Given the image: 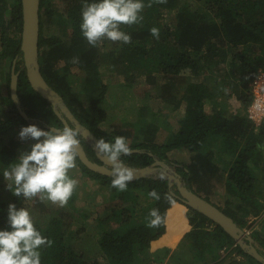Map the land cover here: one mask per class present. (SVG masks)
Listing matches in <instances>:
<instances>
[{
  "label": "trees",
  "instance_id": "obj_1",
  "mask_svg": "<svg viewBox=\"0 0 264 264\" xmlns=\"http://www.w3.org/2000/svg\"><path fill=\"white\" fill-rule=\"evenodd\" d=\"M51 1L41 0V68L51 87L65 99L82 126L98 140L114 141L116 136H129L125 128L106 130L102 127L109 115V86L102 79L100 71L111 59L130 73L134 81L141 76L146 78L147 84L138 88L150 90L158 78H163L164 85L157 98L171 103L175 109L184 104L186 115L178 128H170L171 133L165 141H134L129 144L132 150L139 152L122 156L123 162L135 168L147 167L157 160L171 167L177 166L183 183L195 192L193 182L199 181L208 186L209 180L205 177L210 171L214 175L219 173L222 178L227 174V207H219L243 229L247 228L248 217L263 218L264 196L257 190V183L264 178V122L260 131L256 132L247 115H229L222 106L208 112L207 103L214 95L205 80L193 78L186 84H182L185 81L181 80L191 73L204 77L207 75L204 72L213 62L217 66L230 63L228 75L232 77L234 91L249 106L252 101L250 81L264 70V0H198L203 6L196 11L182 6L180 0L154 3L152 7L144 9L142 24L121 26L132 37L130 44L104 40L97 47L90 46L81 32L85 0H66L64 10H54V14ZM87 2L91 3L92 0ZM144 2L147 4L149 0ZM54 15L57 16V29L54 33L46 34L47 20ZM23 23L22 0H0V62L9 58L13 62L17 60L16 69L20 72V104L11 95L9 80L6 87L8 93L3 88L0 90V105L3 107V118H0V230L9 231V204H15L19 209L24 208L27 201L23 196L13 195L7 186L9 182L3 176V171L16 163L22 153L30 151L27 141L20 139L19 132L30 125L45 130L65 126L52 103L37 92L29 81L22 51ZM153 27L159 29V39L151 35ZM108 43L114 49L105 52L103 49ZM73 57H79V63H72ZM73 67L85 76L78 79L71 69ZM70 70L72 77L77 79L75 86L70 79ZM3 78L4 81L11 78V72ZM78 86L81 89L78 90ZM172 91L178 92L179 96H174ZM167 98L172 100L168 101ZM69 123L71 127H76L73 121L69 120ZM156 127L150 135H156ZM79 139L88 156L101 163L94 145L86 143L82 134ZM214 140L217 149L209 150ZM198 152L200 154L193 157ZM177 155L186 158L181 161ZM77 159L84 172L96 177L103 186L112 188L113 198L124 202L123 205L114 204L110 214L101 218L103 230L98 243L108 264H134L142 260V256L148 259L151 251L159 249L162 252L158 258L147 264H165L166 260L172 264H238L234 258L230 259L231 262L221 258V250L236 241L220 225L174 196L172 189L180 195L177 184L171 188V181L166 177L148 176L130 182L128 190L120 192L111 186L112 176L93 172L79 156ZM70 175L78 180V177ZM77 189L68 202L69 208H76ZM153 189L160 194L159 201L148 195ZM166 193L172 194L174 204H169L165 199ZM206 197L208 201L211 200ZM182 205L189 212H182ZM153 208L159 209L163 222L159 227L149 228L146 226L147 218ZM84 216L87 218L89 212L86 211ZM178 216L190 226L188 232L179 235L170 226L171 219ZM35 226L43 236L54 242L51 247L41 249V264H105L98 259L85 258L78 250L74 240L85 230L78 222L73 223L70 232L64 230L62 220L57 217L46 221L35 220ZM251 237L264 255V218L262 228L254 230ZM173 239L180 241L175 251L174 245L168 244ZM237 252L250 263L261 264L240 245ZM233 253L230 254L232 257Z\"/></svg>",
  "mask_w": 264,
  "mask_h": 264
},
{
  "label": "clouds",
  "instance_id": "obj_2",
  "mask_svg": "<svg viewBox=\"0 0 264 264\" xmlns=\"http://www.w3.org/2000/svg\"><path fill=\"white\" fill-rule=\"evenodd\" d=\"M154 3L166 4L167 0H149L147 4L144 0H92L91 3L85 0L80 25L82 35L92 47L99 46L104 40L130 44L132 37L121 26L142 24L144 9ZM150 32L159 39L158 28L153 27ZM72 63H79V57H73ZM80 135L79 128L67 125L50 130H42L36 125L23 127L19 132L20 139L37 142L30 152L22 153L16 163L3 171L9 182L8 189L16 197L38 198L42 203L67 206L79 184L70 172L77 168ZM95 147L111 164V186L120 192L127 191L129 183L135 179L134 171L121 159L132 155L127 138L116 136L114 141L100 138ZM148 195L157 201L161 199L155 189ZM165 199L169 204L175 202L171 193H166ZM7 222L11 230H0V264H41V249L51 247L54 242L37 229L30 211L9 204ZM162 222L159 209H151L146 226L155 228Z\"/></svg>",
  "mask_w": 264,
  "mask_h": 264
},
{
  "label": "rangeland",
  "instance_id": "obj_3",
  "mask_svg": "<svg viewBox=\"0 0 264 264\" xmlns=\"http://www.w3.org/2000/svg\"><path fill=\"white\" fill-rule=\"evenodd\" d=\"M65 2L66 0H52L51 10L53 14L54 10H64L63 7L64 4H66ZM180 2L182 6H188L195 11L197 9H202L203 6V3L198 0H180ZM171 16L172 14L169 15L170 18ZM55 18H57V16L54 15V17L47 20L48 26H46V34H49L50 32L54 33V31L57 29ZM113 49L114 48L112 47V44L108 43L106 46H104L103 51L106 52ZM112 60L113 59L108 61V63H105L102 66V70L100 71L102 79L106 81L109 86V93L107 94V106L109 115L102 126L107 130H112L116 127L127 129L129 132V136L127 138L129 144L134 141H157L161 143L165 138V135L164 137L162 136L163 132L167 131L168 134H170V128L175 127L173 125L177 124L180 120V110L178 112H175L171 103H165L164 99L157 98V96H160L162 87L164 85L163 78H160L156 85H151L150 90L149 88H138L147 84L145 77H138L134 81L130 73H127L120 64H116ZM13 63L14 62L12 58H9L2 63L0 62V90H2L3 88L5 93H8V90L6 88L8 86V80L9 86H11ZM229 67L230 63H228L227 65L225 63H221L219 66H217V64L213 62L208 70L204 72L205 74H207L204 77H198L193 73L190 74L189 72L190 75L187 74L186 77L181 80V82L185 81L182 84H186L193 78L194 80H205L206 86H208L210 92H212V94L214 95V97L211 99V102L207 103L206 109L208 112H212L217 106H222L229 115H246L248 104L244 103L237 97V94L234 91V83L233 81H231L232 77L228 75ZM71 69L77 75L78 79L79 77L83 78L85 76L84 73L80 72L78 68L73 67ZM72 71L70 70V72ZM9 72H11V78L4 81L3 77H5ZM73 72L69 75L71 77L70 79L72 80V83L74 84L73 86H75L74 81H77V79L72 77ZM253 80L250 81L251 84ZM79 89H81V86H78V90ZM139 93L141 94L138 95ZM171 93L174 96H179L178 92L172 91ZM167 100L171 101L172 98H167ZM79 101L82 103V105H84L81 100ZM62 103L63 106L68 107L65 99H63ZM58 108H61V106H58ZM2 111L3 107L0 105V118H3ZM155 126H163L165 127V129H162V133L159 134L158 138L155 135L150 139V133H152ZM177 126L179 127V125ZM139 127L141 128L140 130ZM41 129L45 130L43 128ZM255 129L256 132L260 131L257 128ZM85 139L86 143L94 145L93 138L87 137ZM30 141H33L34 143L37 142L31 139ZM215 143L216 141L214 140L210 144L209 149L213 150L214 148L216 150L217 148L215 146L217 145ZM30 151L28 150V152ZM177 158L178 160L182 161L186 157L184 155H177ZM77 161L78 159L76 160V162ZM78 167L75 170H71V172H77ZM176 172L177 166H170L167 168L157 166L155 172H153L150 176L165 177L169 173L174 174ZM262 176H264V174ZM88 178L89 180H87V177L84 179L85 182L84 184H82V188L79 192V195L81 197L77 195L78 198L75 201L76 208H73V206L69 208V204H67V206L65 207H59L58 205H54L51 202H46L44 203L46 205H43L45 207V209L43 210V206H40L37 203L40 202L38 198L27 200L24 207L30 211L31 215L36 221H46L55 217L61 219L63 222L64 230H66L67 232H70L72 230L74 222H78L79 224L84 226L85 230L83 231V233H80L77 239L74 240L75 244L78 247V250L85 258L89 260L98 259L100 260V262L108 264V260L103 258L104 253L100 249L98 243V239L102 235L103 230L101 218H105L107 214H110L111 208L114 206V204L123 205L124 202L122 203L120 202V200L113 198L112 188L103 186L96 179V177L89 175ZM204 184L207 183L204 182ZM209 184L210 182L208 183V185ZM193 186L199 189L198 184H196L195 181L193 182ZM257 188V190L261 191V195L264 196V178H260L258 180ZM214 194L215 192L210 193V195H208L207 193H204L203 195H206L208 198L213 199L214 203H216L218 206L226 208L227 196L221 192H217L216 195ZM183 209L189 212V209L187 207L184 206ZM86 211L89 212V216L87 218H85L84 216ZM263 218L261 216L248 217L246 219L248 224L247 230H250L252 234L254 230L261 229L263 226ZM251 234L247 236H251ZM161 252L162 251L160 249L151 251L148 255L149 257L147 256L148 259H144V256H142V260H137V262L134 264H147L149 263V261L157 259L158 255H160ZM235 257L238 260L243 259V256H241L238 252H236ZM227 259V262H231L232 260L230 259H233V257L230 255V257H228ZM242 262L243 264H245V261ZM222 264L225 263L223 262Z\"/></svg>",
  "mask_w": 264,
  "mask_h": 264
},
{
  "label": "water",
  "instance_id": "obj_4",
  "mask_svg": "<svg viewBox=\"0 0 264 264\" xmlns=\"http://www.w3.org/2000/svg\"><path fill=\"white\" fill-rule=\"evenodd\" d=\"M23 4V33H22V51L23 60L27 68L28 78L32 87L39 92L45 99L49 100L56 111L57 116L61 119L64 125L69 127V120L73 121L76 128H79L81 134L84 138L91 137L94 139V147L97 142V138L91 133L89 129H86L82 124L74 117L71 110L63 106L62 96L55 91L49 84L47 78L43 74L41 63H40V38H41V0H22ZM17 60H15L12 69V81H11V95L15 102L20 104V99L18 96V82L20 77V72H17L16 65ZM61 106V108H58ZM22 114L28 119L26 112L22 110ZM52 127H50L51 129ZM100 162L92 160L85 150L82 142L80 145L79 158L83 164H85L91 171L98 172L102 175H111V164L103 157L99 151L96 149ZM132 152H139V150H132ZM126 165V164H125ZM128 168L132 169L135 173L136 181L138 179L150 176L157 166L170 167L166 163L157 160L154 164L147 167L135 168L126 165ZM169 179L171 188L177 184L180 195H178L174 189H172V194L179 198L184 204L192 208L193 210L199 211L215 224L220 225L232 238L236 241L241 248L256 259L259 263L264 264V255L259 251V248L254 243L251 236H247L246 231L237 224V222L226 214L219 206L208 201L203 196L197 192L189 189L182 181L178 172L171 174L169 173L165 176ZM131 181V182H133Z\"/></svg>",
  "mask_w": 264,
  "mask_h": 264
},
{
  "label": "crops",
  "instance_id": "obj_5",
  "mask_svg": "<svg viewBox=\"0 0 264 264\" xmlns=\"http://www.w3.org/2000/svg\"><path fill=\"white\" fill-rule=\"evenodd\" d=\"M160 78H158V80H159ZM145 80H146V78H145ZM173 110H175V112H178L179 110H180V117H179V122L177 123V124H174L173 126H175V127H178L177 125H180V122L182 121V119L185 117V115H186V106L183 104V105H181V107H179L178 109H175L174 107H173ZM103 127V126H102ZM104 128V127H103ZM105 129V128H104ZM162 129H165V127H163V126H158V127H156L155 128V130H156V137L158 138L159 137V134L160 133H162ZM107 130V129H106ZM164 135H165V138L163 139V141H165L166 139H167V136H168V132L166 131H164L163 132V134H162V136L164 137ZM155 135L153 134V135H150V139L152 138V137H154ZM32 140V139H31ZM162 141V142H163ZM157 142V141H156ZM34 144V142L33 141H30V139H29V141H27V146L28 147H30V150H31V146ZM210 150V149H209ZM203 153V152H202ZM200 154V152H198V153H195V154H193V157H197L198 155ZM78 162V161H77ZM76 162V163H77ZM78 164V170H77V172H70L71 174H73L74 176H78V178H79V184H78V189H77V195L78 196H80L79 195V192H80V190H81V188H82V184H84V179L87 177V180H89V178H88V174L86 173V172H84V170L81 168V166H80V164H79V162L77 163ZM73 170H75V169H73ZM215 176H219V178H217V177H215ZM221 178V179H220ZM226 178H227V174L225 175V177H223L222 178V176H220V174L218 173V174H212L211 173V171H210V173H208V176L207 177H205V179H208L209 180V182H210V184L208 185V186H205V185H203V184H201V182H199V181H195V183L196 184H198V188L199 189H201V191H197V188L196 187H194L195 188V190H196V192L198 193V194H200L201 196H203L204 198L206 197V195H203L204 193H207L208 195H210V192L212 193V192H215V194L214 195H216V193L217 192H221V193H223L224 195L226 194ZM185 184V183H184ZM91 185V184H90ZM90 185H88V186H90ZM81 197V196H80ZM207 198V197H206ZM212 203H214V201H213V199H211L210 200ZM214 204H216V203H214ZM184 208V206L182 205V206H180V209L182 210V212H184L185 210L183 209ZM170 226H171V228H172V230H173V232L175 233V234H184V233H186V232H188L189 230H190V226L187 224V222H186V220L184 219V218H182V217H180V216H178V217H175V218H173V219H171V221H170ZM246 229V228H245ZM244 229V230H245ZM177 239V238H176ZM176 239H173V241L172 242H170V241H168V244H170V245H174L173 246V249H174V251H175V249L177 248V246H178V244H179V242L180 241H176ZM179 247V246H178ZM225 248V247H224ZM223 248V249H224ZM223 249L221 250V253H222V251H223ZM173 251V252H174ZM171 255H172V253H171ZM170 255V256H171ZM221 258H224L223 257V254H221ZM225 258H228L227 256L225 257ZM234 259H236L237 261H239L237 258H235V257H233ZM242 261H245V264H247V263H249L250 264V262L247 260V258H245V257H243V260ZM172 262H174L175 263V261H172ZM214 262V261H213ZM216 262V261H215ZM243 263V262H242ZM165 264H172L169 260H166V263ZM188 264V263H187Z\"/></svg>",
  "mask_w": 264,
  "mask_h": 264
},
{
  "label": "built area",
  "instance_id": "obj_6",
  "mask_svg": "<svg viewBox=\"0 0 264 264\" xmlns=\"http://www.w3.org/2000/svg\"><path fill=\"white\" fill-rule=\"evenodd\" d=\"M250 89L252 101L247 108L246 115L252 121L255 128L260 129L264 122V70H261L255 77ZM246 234L250 235L251 231L246 229ZM238 246L239 244L236 242L232 246L225 247L222 251L223 257L225 258L233 252V256L235 257ZM242 260L239 259L238 264H243Z\"/></svg>",
  "mask_w": 264,
  "mask_h": 264
},
{
  "label": "flooded vegetation",
  "instance_id": "obj_7",
  "mask_svg": "<svg viewBox=\"0 0 264 264\" xmlns=\"http://www.w3.org/2000/svg\"><path fill=\"white\" fill-rule=\"evenodd\" d=\"M95 148V147H94ZM96 151V150H95ZM97 154V153H96ZM98 156V155H97Z\"/></svg>",
  "mask_w": 264,
  "mask_h": 264
}]
</instances>
